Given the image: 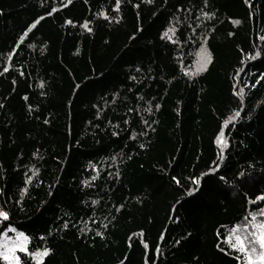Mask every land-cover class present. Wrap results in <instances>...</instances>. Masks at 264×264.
<instances>
[{
    "label": "trees",
    "instance_id": "trees-1",
    "mask_svg": "<svg viewBox=\"0 0 264 264\" xmlns=\"http://www.w3.org/2000/svg\"><path fill=\"white\" fill-rule=\"evenodd\" d=\"M261 37L264 0H0V231L45 264H237L224 239L264 208Z\"/></svg>",
    "mask_w": 264,
    "mask_h": 264
},
{
    "label": "snow or ice",
    "instance_id": "snow-or-ice-1",
    "mask_svg": "<svg viewBox=\"0 0 264 264\" xmlns=\"http://www.w3.org/2000/svg\"><path fill=\"white\" fill-rule=\"evenodd\" d=\"M70 3L71 0H68ZM146 3H151V0H145ZM248 0H245L247 3ZM120 0H116V5L118 6ZM63 6V5H62ZM205 6H207V0H205ZM118 10V7H117ZM52 11H56L54 8ZM179 11V9H177ZM51 15V13H48ZM100 16L107 19L103 12L99 13ZM202 16L208 18L211 14L207 12H202ZM65 23H71L70 21H65ZM233 24H239V20H235L232 22ZM31 27V26H30ZM87 29V23L81 25ZM91 31V29H87ZM174 28H168L163 34L162 38L169 39L172 43H177L171 39L170 33H174ZM231 35V33H229ZM260 39L264 40V37ZM260 53L257 52L256 56H259ZM198 62L197 66L192 71H185L184 75L186 76H194L206 70L207 65L211 62L212 56L208 49L205 47L203 43L200 44L199 51L197 52ZM255 58V57H252ZM8 69L5 68L4 71ZM255 87V85H252ZM235 87V86H234ZM243 89H240V93H243ZM235 94V93H234ZM160 105L157 104L156 108H159ZM240 116L239 111H235L233 115H231L224 124L220 126V131L217 133L215 137V143L218 148L221 149V155L219 159L222 161L224 159L223 150L228 147V142L224 136V128L230 121H234L237 117ZM127 123V121H126ZM113 135H116L113 132ZM143 147V145H141ZM113 160L116 158L113 157ZM219 165H217L218 167ZM93 170L95 167L93 166ZM210 171H214V169H210ZM36 175V171L32 172V176ZM32 176L27 177L25 180V184L31 181ZM95 179V177H93ZM221 180L224 177H220ZM173 180H176L173 177ZM82 183L87 184L88 181H82ZM178 183V181H177ZM192 183L194 185L199 184V178H193ZM21 195L24 194V189L20 190ZM256 201H264V194L256 196ZM18 203V202H17ZM97 203L96 200L92 201V204L95 205ZM261 217V219H257V217ZM250 217V218H249ZM245 222L243 224H234L232 225L227 237L224 239V243L227 244L229 250L237 253L236 260L237 264H264V208H259L257 212L248 214V217H245ZM9 214L8 212L0 209V221H8ZM67 223H65L64 227H67ZM14 233V235H8V233ZM97 235H101V233H97ZM43 239V237H41ZM30 238L23 231H18L16 228L8 227L5 231H0V261H3L4 264H22L21 257L18 253H23L27 256L32 264H45V257L50 255V248L44 247L42 249H37L35 251L29 250ZM179 243V241H177ZM147 247V245H145ZM223 251V249H221Z\"/></svg>",
    "mask_w": 264,
    "mask_h": 264
},
{
    "label": "rangeland",
    "instance_id": "rangeland-1",
    "mask_svg": "<svg viewBox=\"0 0 264 264\" xmlns=\"http://www.w3.org/2000/svg\"><path fill=\"white\" fill-rule=\"evenodd\" d=\"M197 62H198V57H197V55H196V63H195V66H194V68L197 66ZM258 210H255V211H253L252 213H255V212H257ZM248 217V216H247ZM250 218V217H249ZM257 219H261V217H257ZM245 222V219L244 220H242V221H240L238 224H243ZM19 231V230H18ZM8 235H14V233H11V232H9L8 233ZM1 262V264H4V262L3 261H0Z\"/></svg>",
    "mask_w": 264,
    "mask_h": 264
}]
</instances>
